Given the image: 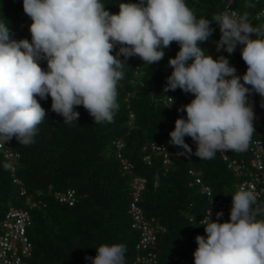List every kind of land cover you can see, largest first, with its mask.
I'll return each mask as SVG.
<instances>
[{
	"label": "clouds",
	"instance_id": "9594fccd",
	"mask_svg": "<svg viewBox=\"0 0 264 264\" xmlns=\"http://www.w3.org/2000/svg\"><path fill=\"white\" fill-rule=\"evenodd\" d=\"M119 9L111 14L101 0H23L32 21L31 42L12 39L8 23L0 21V146L13 138L23 145L34 142L46 117L37 97L50 96L51 110L64 123L78 120L76 106H83L95 124L113 122L126 59L156 63L175 42L179 51L168 61L173 71L163 92L179 88L194 99L178 109L186 119L175 121L169 143L183 149L180 154L191 153L184 140L191 137L199 159L246 151L255 133L249 95L264 97V26H253L247 13L228 10L198 18L186 0H138ZM213 23L221 33L218 51L232 54L242 46L247 65L242 77L226 57L213 59L199 46L213 34ZM253 33L257 38H250ZM256 203L254 192L241 187L232 195L228 221L219 222L222 212L212 221L209 209L200 221L206 237L195 238L194 264H264V219H257L264 208H254ZM96 249L95 257H86L92 264H126L124 244Z\"/></svg>",
	"mask_w": 264,
	"mask_h": 264
},
{
	"label": "trees",
	"instance_id": "16d2710c",
	"mask_svg": "<svg viewBox=\"0 0 264 264\" xmlns=\"http://www.w3.org/2000/svg\"><path fill=\"white\" fill-rule=\"evenodd\" d=\"M101 2L111 14H118L121 3L138 0ZM186 3L198 18L211 19L223 11L227 0H186ZM232 7L239 15L247 13L253 26H264V15L258 17L264 9V0H233ZM0 21L8 23L12 39L31 42L29 26L32 21L23 10V0H0ZM211 27L213 34L199 46L213 59L224 56L230 66L241 69L245 63L241 50L237 47L232 54L223 49L218 51L215 42L220 39V29L215 23ZM118 50L119 46L113 55ZM163 51V58L150 65L136 56L126 59L125 76L118 86L119 107L113 122L95 124L83 106H76L74 110L80 114L78 120L64 123L63 117L51 110L50 96L45 100L37 97L46 117L38 125L30 145L12 139V149L20 154L14 176L0 154V235L11 208L29 210L31 224L26 230L33 251L26 259L27 264H92L86 257H95L96 248L101 244L115 243L126 246V264H142L136 262L139 234L131 228L132 218L128 213L134 176L146 180L139 203L144 217L165 228L153 251L155 264H179L174 261L175 256L189 258L196 247L200 220L212 208L190 175L191 170L200 174L202 183L211 188L215 200L226 204L219 222L230 219L232 195L245 178L237 176L219 152L212 159H199L195 155V142L185 136L191 153H185L187 156L183 158L172 157L170 164L165 165L163 156L150 148L152 144L170 140L169 133L175 128L178 109L194 99L193 94L179 88L163 92L167 77L173 71L168 61L175 58L179 45L173 42ZM120 59L125 60L123 56ZM40 66L46 70L47 62L41 60ZM250 97H253L251 93ZM168 99L172 100L169 105ZM256 100L257 112L264 111L262 101ZM256 139L264 142V119L248 149L227 151L229 159L253 169L250 147ZM117 142L123 144L120 150L116 148ZM169 150L184 152L174 145ZM122 159L132 166L131 172L124 170ZM21 188L25 190L24 196L20 194ZM68 190L75 191L74 206L55 198L56 192ZM253 207L264 208V196L257 198ZM257 219H264V215Z\"/></svg>",
	"mask_w": 264,
	"mask_h": 264
},
{
	"label": "built area",
	"instance_id": "2783aa9c",
	"mask_svg": "<svg viewBox=\"0 0 264 264\" xmlns=\"http://www.w3.org/2000/svg\"><path fill=\"white\" fill-rule=\"evenodd\" d=\"M255 2H260L262 0H254ZM233 0H227V3L224 6L223 11L228 10L230 13L238 14V12L232 7ZM222 11V12H223ZM264 15V9L260 12L258 17ZM253 39V34L251 37ZM241 50V45H237ZM247 70V65L244 63L241 69L237 70V74L244 75ZM251 87V86H250ZM253 97H250L249 103L253 107L254 111V128L255 131L261 128L262 122L264 119V111L257 112V100L264 102V97H261L258 93L251 92ZM172 102L171 99H168L166 102L168 105ZM178 118H185V112H178ZM168 140L163 144H152L150 146L151 150L156 152L158 155L163 156L164 164L168 165L171 162L172 157L183 158L186 157V154H180L181 152L170 151L169 147L171 144ZM123 147L121 142L116 143L117 150H120ZM250 152L253 155L251 160V166L253 169L245 168L243 162H237L236 160H230L227 151L219 152V155L228 162V167L232 169L237 176H243L245 179L239 184L238 190L243 187L248 190H252L257 198L264 196V142L260 139H256L252 142L250 147ZM0 154H2L8 162V166L11 169L12 176L16 171V164L20 158V154L12 149V140L5 142L4 145L0 146ZM122 158L121 155H119ZM122 165L125 171L131 172L132 166L124 159H122ZM190 175L194 177L195 183L201 187V192L205 194L211 204V216L212 221L217 220V212H224L226 206L225 203L217 201L212 196V190L210 187L204 185L200 178V174L194 170L190 171ZM247 176V177H246ZM17 183L21 184L19 180H15ZM193 184H191L192 186ZM132 189V202L128 213L132 218L131 228L138 232L139 241L137 243V250L139 254L136 258L137 263L142 264H155L156 263V254L153 252L156 248L159 236L165 232V228L158 224H153V221H149L144 217L143 211L139 206L141 195L146 189V180L142 177L134 176L131 181ZM20 194L25 195V190L21 188ZM55 198L60 203L68 204L69 206H74L76 204L75 191L68 190L64 193L56 192ZM29 202V200H28ZM30 206V205H29ZM209 209L207 210L205 216H207ZM224 214V213H223ZM223 218V215L220 217ZM204 217L201 219L203 220ZM200 220V221H201ZM31 224L30 212L24 207L11 208L7 213L6 219L4 220L3 233L0 235V264H27L26 259L31 257L33 247L27 237V227ZM201 225V224H200ZM199 236H205L206 233L204 226L201 225L199 229ZM197 235V236H198ZM194 248L191 256L189 258H178L177 256L173 257L174 261L179 264H194V256L196 248Z\"/></svg>",
	"mask_w": 264,
	"mask_h": 264
}]
</instances>
